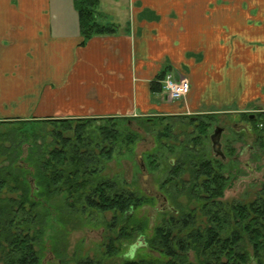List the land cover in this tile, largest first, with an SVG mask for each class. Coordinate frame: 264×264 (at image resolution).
Masks as SVG:
<instances>
[{
    "label": "crops",
    "instance_id": "obj_1",
    "mask_svg": "<svg viewBox=\"0 0 264 264\" xmlns=\"http://www.w3.org/2000/svg\"><path fill=\"white\" fill-rule=\"evenodd\" d=\"M98 5L116 32L84 42L72 0H0V121L264 112V0Z\"/></svg>",
    "mask_w": 264,
    "mask_h": 264
},
{
    "label": "trees",
    "instance_id": "obj_2",
    "mask_svg": "<svg viewBox=\"0 0 264 264\" xmlns=\"http://www.w3.org/2000/svg\"><path fill=\"white\" fill-rule=\"evenodd\" d=\"M72 4L84 42L116 32L115 25L97 21L98 0H72ZM165 73L151 82L152 91H161L160 81ZM169 117L0 121V125H12L7 133H0V263L38 264L48 219L40 208L59 195L65 197L70 213L95 210L113 214L109 231L115 232L107 239L105 255L115 258V247L144 231L145 224L139 225L134 215L146 200L119 188L117 181L103 180L100 165L111 158L115 145L135 143L137 135L128 131L131 122L148 130ZM208 117L191 118L201 122L195 125L198 134L190 139L188 148H181L182 156L169 167V178L162 185L168 186L170 200L176 207L171 209L172 216L156 226L153 236L145 241L150 252L158 256L125 259L119 264H264V184L248 203L221 200L228 183L223 165L199 152L203 150L201 141L207 136ZM100 120L108 124L90 129L92 122ZM116 122L125 124L127 129L118 128ZM250 122L264 133V112L255 114ZM38 124L52 126L48 143L35 132ZM168 130L165 127L158 135L169 138ZM24 145L28 155L23 159ZM179 196L186 197L187 202L193 200V208L185 212L177 202ZM108 261L85 259L75 264ZM59 262L68 264L61 258Z\"/></svg>",
    "mask_w": 264,
    "mask_h": 264
},
{
    "label": "rangeland",
    "instance_id": "obj_3",
    "mask_svg": "<svg viewBox=\"0 0 264 264\" xmlns=\"http://www.w3.org/2000/svg\"><path fill=\"white\" fill-rule=\"evenodd\" d=\"M119 1L120 6L125 7L126 0ZM101 11L98 5L97 21L103 24V20L107 22L108 14ZM257 113L209 115L210 118H205L209 126L206 138L201 141L203 150L199 152L223 165L222 172L228 178L221 199L224 202L248 203L255 199L264 184V133L248 119L249 115L254 116ZM193 117L198 116L169 117L148 130L139 127L135 121L131 122L128 131L137 135L135 143L129 146L124 143L115 145L111 158L102 161L100 165L102 169L100 176L103 180L117 181L119 188L128 189L146 200L134 215V220L138 221L139 225L145 224L144 231L138 233L132 240L124 242L122 246L115 247L118 249L117 255L110 259L105 252L107 239L115 232L109 231V228L110 230L112 228L113 214L95 210H86L81 214L70 213L65 204V197L59 195L40 208L43 216L48 219L38 264H59V258L66 260L68 264H75L85 259L102 262L109 260L108 264H119L125 259L146 258L149 255L157 257V253H151L147 245L140 244L132 252L131 249L139 242L140 236L148 241L153 236L154 228L161 225L164 219L172 216L171 209L176 206L170 200L168 186L162 185L169 178V167L174 166L178 157L182 156L181 148H188L190 139L198 134L195 125L201 122L191 119ZM107 124L106 121L100 120L92 122L89 127L92 129ZM116 124H119L118 128L122 130L127 129L125 124L120 122ZM36 127L35 132L44 138L45 143H48L52 126L38 124ZM165 127L169 128V138L158 135ZM217 127L223 129L220 145L224 158L215 155L211 148L210 137ZM11 128L12 125L1 124L0 133H7ZM170 149L172 151H169ZM21 150V158L24 159L28 155L27 145ZM138 159L141 160L142 167L139 166ZM187 177L188 175H183L184 179ZM147 191L159 195V201L155 202L153 195L148 194ZM176 199L185 212L193 208V200L187 202L184 196ZM163 208L167 211L163 212ZM190 259L192 261V257Z\"/></svg>",
    "mask_w": 264,
    "mask_h": 264
},
{
    "label": "built area",
    "instance_id": "obj_4",
    "mask_svg": "<svg viewBox=\"0 0 264 264\" xmlns=\"http://www.w3.org/2000/svg\"><path fill=\"white\" fill-rule=\"evenodd\" d=\"M161 91L168 100H181L189 92V83L185 78H174L172 74L166 72L160 81Z\"/></svg>",
    "mask_w": 264,
    "mask_h": 264
},
{
    "label": "water",
    "instance_id": "obj_5",
    "mask_svg": "<svg viewBox=\"0 0 264 264\" xmlns=\"http://www.w3.org/2000/svg\"><path fill=\"white\" fill-rule=\"evenodd\" d=\"M252 117L253 116L251 115L250 118ZM222 132L223 131L221 128H216L211 134L210 140H211V148H212L213 153L217 156L218 155L221 156V158H224V155L221 151V145H220V137L222 135ZM138 164L140 167H142V163L140 159H138Z\"/></svg>",
    "mask_w": 264,
    "mask_h": 264
},
{
    "label": "flooded vegetation",
    "instance_id": "obj_6",
    "mask_svg": "<svg viewBox=\"0 0 264 264\" xmlns=\"http://www.w3.org/2000/svg\"><path fill=\"white\" fill-rule=\"evenodd\" d=\"M250 116H251V115H249V119H253V118H254L253 115H252V116H253L252 118H250ZM217 128H221V127H217ZM215 129H216V128H215ZM215 129H214V130H215ZM221 129H222V128H221ZM222 131H223V129H222ZM222 133H223V132H222ZM147 193L150 194V195L152 194V192H149V191H147ZM152 195H153L152 197H154V199H155V202H158L159 199H160V198H159V195H157V194L154 193V192H153ZM164 200H165V199H164ZM165 211H167V209L165 210V208H163V212H165ZM138 241H139V242H138L137 244H134V245H133V247H132V249H131V252H132L135 248L137 249V246H139L140 244H142V245H144V246L146 245V244H145V240H144V238H143L142 236L139 238ZM144 246H142V247H144ZM140 247H141V246H140Z\"/></svg>",
    "mask_w": 264,
    "mask_h": 264
}]
</instances>
